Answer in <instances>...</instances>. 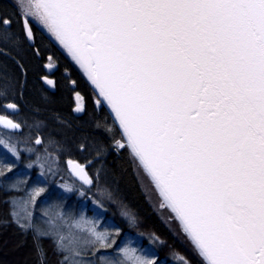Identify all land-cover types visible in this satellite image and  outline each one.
I'll return each mask as SVG.
<instances>
[{"label": "snow or ice", "instance_id": "obj_1", "mask_svg": "<svg viewBox=\"0 0 264 264\" xmlns=\"http://www.w3.org/2000/svg\"><path fill=\"white\" fill-rule=\"evenodd\" d=\"M34 25L87 77L95 104L112 121L96 128L127 151L199 264H264V0H0V44L34 46ZM69 84L74 89L76 81ZM9 88L0 85V97ZM0 125L22 130L6 114ZM2 142L21 159L17 142ZM93 149L104 155L103 136ZM48 159L37 155L35 163ZM67 163L82 184H65V191L98 185L99 170L94 181L87 165ZM14 169L13 161L0 162V191L27 183H7ZM46 191L33 187L26 199L12 200L2 221L32 232L37 264H48L45 239L55 264H95L101 248L116 253L101 264H158L131 243L114 248L118 231L99 232L84 215L45 210L35 224L33 206Z\"/></svg>", "mask_w": 264, "mask_h": 264}, {"label": "trees", "instance_id": "obj_2", "mask_svg": "<svg viewBox=\"0 0 264 264\" xmlns=\"http://www.w3.org/2000/svg\"><path fill=\"white\" fill-rule=\"evenodd\" d=\"M34 30L36 32L34 46L30 47L27 41L20 45L0 44V85L10 84L7 97H0V106L11 103L21 107V112L16 115L15 120L22 126V130L19 128L18 132L8 133L6 137L0 133V139L17 142V148L28 142L38 155L48 156L47 162H41L45 171H48L46 168L49 163L53 169L50 159H55L63 175L61 183L66 182L64 176L69 178L63 165L65 160H75L87 165V172L94 181L99 170L98 185L94 183L88 188L82 186L80 201L85 202L87 208L94 206L99 209L98 219L109 224L103 226L105 233L115 234L118 231L119 234L115 237L117 244L114 248L118 249L125 243H131L133 247L153 256L158 264H183L184 260L190 261L191 264H199L191 245L182 235L178 222L170 219L169 226L150 205L127 151L114 147L111 136L103 129L96 128L97 122L111 126L112 121L110 119L105 121V110L98 109L93 100L92 89L83 74L76 67H73L74 73H70L76 81L73 90H76L78 84L83 88L84 113L80 120L69 115L72 103L69 80L63 81L60 90L57 89L53 94L46 92L41 86L38 77L46 63L45 57L53 54L56 47L48 36L38 32L35 27ZM35 51H39L40 55L37 56ZM65 69L62 68L61 71ZM21 101L34 115L23 110ZM65 124H72L73 127H66ZM24 135L27 137L23 140ZM37 136L43 141L41 145L32 142ZM101 136L105 153L97 158L93 143ZM81 144L84 145L83 150L80 148ZM20 156L21 159L17 161L8 157L0 148V162L7 158L15 163L14 173L9 174L12 181L15 175L23 174L24 167L33 159L31 152L27 156L22 154ZM89 160L92 161L91 164L87 163ZM33 173H36L35 170ZM69 181L74 183L70 178ZM7 183L11 184L10 181ZM81 192L85 194L81 195ZM21 195L12 189L7 193L0 191V264H37L33 253L32 232H21L11 222L2 223L9 217L12 199ZM43 197L44 195L37 197L36 203L39 204ZM5 200L9 203H4ZM129 218L134 222L130 223ZM153 237L158 240H153ZM42 243L48 252V264H55L51 242L45 239ZM100 253L112 255L115 251L101 249Z\"/></svg>", "mask_w": 264, "mask_h": 264}, {"label": "rangeland", "instance_id": "obj_3", "mask_svg": "<svg viewBox=\"0 0 264 264\" xmlns=\"http://www.w3.org/2000/svg\"><path fill=\"white\" fill-rule=\"evenodd\" d=\"M34 27L36 28V30L38 32L44 33L46 36H48V38L50 37V34H47L46 30H44L41 26L35 25ZM50 39L54 41V38H50ZM55 43L58 45L57 42H55ZM32 142H33V144H36L35 140ZM0 148L2 149V151H4L6 153L5 147L2 145L1 141H0ZM34 152L35 151H33L32 153L34 154ZM33 158L34 159L32 161L33 163H31V167H28V166L24 167L23 174L18 175V176L15 175L14 179L12 181V183H15L17 181H27V183L19 184V188L21 189V191H17V192H19L22 195L14 198L12 200L21 201L23 199H26L27 193L29 191H31V189L33 187L44 188L47 190L46 192H43L40 194V195H44L42 201L39 204L34 203V206H33V222L37 225H41L45 219V217L42 215V213L45 210L63 211L64 213L71 214L77 218L81 215H84L89 220H94L97 222V231L105 232L103 230V226L104 225L107 226L109 224L107 222L103 223L101 220H99L100 219L99 215H98L99 209L94 207V206L87 208L85 205V202L80 201V196L78 195V193L76 194L74 192L65 191L64 187H62V186L65 184H72L71 181H69V179L67 177L64 176L65 181H66L65 183L55 182L54 178L57 175V171L54 168L55 159H53V160L50 159V161L52 162V165H53V171L49 172V171L44 170L45 167H42V165H41L42 163H40L39 165H37V163H35L36 157H33ZM47 169L48 168H46V170ZM34 170L36 172L35 174L33 173ZM42 171L44 173L43 175L41 174ZM54 173H55V176H54ZM136 175H137L138 181L140 183V186L143 190V193L146 195L147 200L149 201L150 205L155 210V212L157 214H159L160 218L166 224H168L170 226L171 222L169 221L170 220L169 215L167 214V211L165 209L160 208L158 206L156 194L149 187L147 180L142 179L138 172H136ZM52 182L55 186L52 185ZM13 190H15V189H13ZM101 249L98 250L96 256L92 257L95 264H101L102 258L103 259H111L116 254L115 253L112 255L111 254L110 255H104V254L100 253ZM89 255L91 256V253H89Z\"/></svg>", "mask_w": 264, "mask_h": 264}, {"label": "flooded vegetation", "instance_id": "obj_4", "mask_svg": "<svg viewBox=\"0 0 264 264\" xmlns=\"http://www.w3.org/2000/svg\"><path fill=\"white\" fill-rule=\"evenodd\" d=\"M42 47H44V45H42ZM54 47H56V50H54L55 52L53 54L46 55V57H45L46 63L42 67V73L38 77V80H39L41 86L45 89L46 92H48L50 94L55 93L57 89L60 90V87H61L63 81H67V80H70V79L73 80V77L71 76L70 73H72V72L74 73L73 67H76L77 68V65L74 63V61L71 59V57L61 47H59L56 43H55V46ZM36 53H37V51H35V54ZM49 57H52L53 58V62L51 64V67H45V65H47V64L50 63ZM62 68H64V69L65 68H68L69 70L68 69L67 70L65 69V70L61 71ZM44 80H51L53 82L52 83V87H53V90L52 91H49L46 88V86L44 85ZM70 86L73 89V86L72 85H70ZM74 93H76V90L75 91L72 90V92L70 93L72 103L70 105L71 108L69 107V115L73 119H79V117L76 116L75 115V112H74V109L76 108V105L78 103V101H77L76 96H75ZM79 103L81 104V106H84L83 95H80V101H79ZM3 106L4 105H1L0 106V109L2 111V113H0V116H4L6 114L8 118L12 119L13 122H16L15 117H16V115L18 113L21 112L20 108L18 107L19 108V111L17 112L14 109H7V110H5ZM64 126L69 127V128L70 127L71 128L73 127L72 124H65ZM19 130L20 129L18 128V131ZM18 131H16V132H18ZM67 161L68 160H66L65 162H67Z\"/></svg>", "mask_w": 264, "mask_h": 264}, {"label": "bare ground", "instance_id": "obj_5", "mask_svg": "<svg viewBox=\"0 0 264 264\" xmlns=\"http://www.w3.org/2000/svg\"><path fill=\"white\" fill-rule=\"evenodd\" d=\"M87 81V80H86ZM89 84V83H88ZM79 86H77V88H76V93H79L80 95H82L83 94V88H82V86H80V84H78ZM89 86H90V84H89ZM69 88L70 89H72L71 88V86L69 85ZM90 88H91V86H90ZM73 90V89H72ZM81 92V93H80ZM21 103H22V101H21ZM16 105V104H15ZM22 105H23V110L25 111V112H27V113H30V114H33L34 115V113H32L26 106H24V104L22 103ZM20 109H21V107H19ZM71 108V107H70ZM81 108H82V110H81V113L80 112H78L79 113V120H80V117L83 115V113H84V106H81ZM75 112V111H74ZM16 131H18V130H16ZM16 131H11V130H8V129H5V128H3L1 125H0V133H2V135H3V137L5 136L6 137V134H8V133H15ZM25 137H27L26 135H24V137H23V140L25 139ZM0 141L2 142V141H4V138H2V139H0ZM2 145L4 146V143L2 142ZM27 148H31L33 151H35V149L31 146V144H28V142H26V143H24V145L23 146H21L20 148H18L19 150H20V154H22V155H24V156H27L28 155V153H30V152H28V151H26V149ZM32 151V152H33ZM4 152V151H3ZM31 152V154L33 155V157H37V155H38V153H36V151L34 152V154ZM5 153V152H4ZM6 154H7V156L8 157H12L11 156V154H9V153H7L6 152ZM13 158V157H12ZM34 159V158H33ZM33 159H31V162H28V164L27 165H29V164H31V163H33L32 161H33ZM66 161V160H65ZM63 162V165L65 166V172H66V174L69 176V178L75 183V184H77V185H81L82 183H80L78 180H76L72 175H71V173L69 172V170H68V163L67 162ZM69 161V160H68ZM74 162H78V161H75V160H73ZM82 165V164H81ZM59 167H60V165H58V163H55V169H56V171H57V175H56V177L54 178V180H55V182H58V183H61V180H62V177H63V175H62V173H61V171H60V169H59ZM62 175V176H61ZM11 177V180H10V183H12V176H10ZM68 178V177H67ZM68 178V179H69ZM54 185V184H53ZM83 187H85V188H88V187H86V186H84V185H82ZM91 186V185H90ZM89 186V187H90ZM13 190V189H12ZM15 191V190H14ZM72 192H74V193H78L79 194V196H80V189L79 190H77V191H72Z\"/></svg>", "mask_w": 264, "mask_h": 264}, {"label": "water", "instance_id": "obj_6", "mask_svg": "<svg viewBox=\"0 0 264 264\" xmlns=\"http://www.w3.org/2000/svg\"><path fill=\"white\" fill-rule=\"evenodd\" d=\"M75 63V62H74ZM76 64V63H75ZM77 65V64H76ZM77 67L79 68V66L77 65ZM79 70L82 72V70L79 68ZM82 74H83V72H82ZM83 76H84V78L87 80V77L83 74ZM47 81L48 80H44V85L46 86V88L49 90V91H52L53 90V87H52V84H49V83H47ZM88 82V81H87ZM89 83V82H88ZM90 84V83H89ZM80 113H81V111H80ZM75 115L76 116H79V113L77 112V111H75ZM2 126V125H1ZM3 127V126H2ZM118 127V126H117ZM4 128V127H3ZM6 129V128H5ZM8 130H11V131H16V130H18V128L17 129H8ZM68 170H69V172L71 173V175L76 179V180H78V178L76 177V176H74L73 175V173H72V170H71V167H70V165L68 164ZM79 181V180H78ZM80 183H82L81 181H79ZM84 186H86V187H89L90 185H84Z\"/></svg>", "mask_w": 264, "mask_h": 264}]
</instances>
